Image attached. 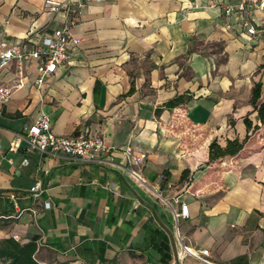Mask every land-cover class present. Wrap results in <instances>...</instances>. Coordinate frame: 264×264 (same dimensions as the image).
Returning <instances> with one entry per match:
<instances>
[{
	"label": "crops",
	"instance_id": "obj_1",
	"mask_svg": "<svg viewBox=\"0 0 264 264\" xmlns=\"http://www.w3.org/2000/svg\"><path fill=\"white\" fill-rule=\"evenodd\" d=\"M45 1L0 0L5 38L24 50L68 23L78 40L40 86L36 60L0 70V86L19 69L22 81L0 119V239L34 241L39 264H202L179 259L182 244L213 264H264V127L239 157L207 164L212 141L251 134L256 83L264 102V32L223 15L241 0H102L74 20ZM41 112L55 135L101 138L109 163L28 151L24 130ZM127 147L145 156L142 183L124 170ZM181 203L188 217L175 224Z\"/></svg>",
	"mask_w": 264,
	"mask_h": 264
},
{
	"label": "built area",
	"instance_id": "obj_2",
	"mask_svg": "<svg viewBox=\"0 0 264 264\" xmlns=\"http://www.w3.org/2000/svg\"><path fill=\"white\" fill-rule=\"evenodd\" d=\"M102 0H67L64 3L47 0L45 8L51 13L64 11L67 15L73 16V20L81 13L82 9L89 2L100 3ZM71 4L74 7H71ZM264 7V0H241L235 5H227L223 8V15H236L242 22V27L247 36L256 35L257 31L264 32V12L255 19V13ZM256 20V23L255 21ZM38 42L30 50H24L20 43H11L5 38V31L0 26V70L5 69L11 61L21 63L27 59L38 62L37 76L34 81L36 86H40L44 80L52 75L58 68L64 67L71 58V48L78 44V40L73 39L70 33V23L57 29L51 35L34 34ZM22 85L21 71L14 80L12 86H0V119L2 107L10 100L12 91ZM22 139L27 144L28 151H38L53 157H65L73 161L104 165L109 159L111 149L103 144L99 137H88L84 134L75 137L55 135L51 131V124L48 115L41 112L37 120L25 128ZM125 156L126 167L124 170L135 180L142 183L138 174L145 159L143 154L132 155L130 148L122 149ZM27 160H23L26 164ZM42 189V182L37 180L30 187L29 191L33 196H37ZM10 198H13L11 196ZM44 208L48 209L49 204L45 203ZM175 224L179 220L188 217V208L185 204H180L179 210H173ZM177 236L178 228L176 227ZM193 258L202 264H213L209 260L208 250H196L185 245H181L178 258Z\"/></svg>",
	"mask_w": 264,
	"mask_h": 264
},
{
	"label": "trees",
	"instance_id": "obj_3",
	"mask_svg": "<svg viewBox=\"0 0 264 264\" xmlns=\"http://www.w3.org/2000/svg\"><path fill=\"white\" fill-rule=\"evenodd\" d=\"M261 95V84L256 83L252 89L250 103L256 112L257 124L252 125L248 118L244 119L246 129L251 131L250 135H246L244 139L226 140L224 146H221L216 140L212 141L208 146V165L218 166L224 159H235L244 151L248 140L257 135L259 129L264 127V102H259ZM185 102L182 96L176 97L163 105V108L173 109ZM160 109H157L158 113ZM184 179V175H183ZM4 224H0V228ZM37 245L34 241L20 244L13 237L0 239V262L2 264H39L34 258Z\"/></svg>",
	"mask_w": 264,
	"mask_h": 264
},
{
	"label": "rangeland",
	"instance_id": "obj_4",
	"mask_svg": "<svg viewBox=\"0 0 264 264\" xmlns=\"http://www.w3.org/2000/svg\"><path fill=\"white\" fill-rule=\"evenodd\" d=\"M0 264H2V263L0 262Z\"/></svg>",
	"mask_w": 264,
	"mask_h": 264
}]
</instances>
